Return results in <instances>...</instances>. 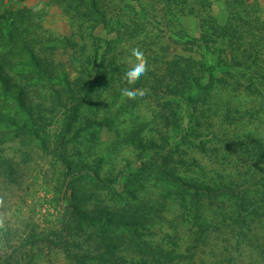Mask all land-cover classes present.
Returning a JSON list of instances; mask_svg holds the SVG:
<instances>
[{
    "label": "trees",
    "instance_id": "16d2710c",
    "mask_svg": "<svg viewBox=\"0 0 264 264\" xmlns=\"http://www.w3.org/2000/svg\"><path fill=\"white\" fill-rule=\"evenodd\" d=\"M222 1L226 18L220 23L207 12L211 7L208 0H169L181 8L179 14L194 16L198 21L195 37L183 28L178 31V38L195 47V58L182 57L173 63L156 55L147 56L159 70L164 64L161 77L150 69L135 85H123L146 89L153 97L163 90L164 95L181 99L186 106L195 102V115L189 118L192 126L184 127L178 111L169 105L162 109V104L149 111V118L133 120V127L128 129L112 121L91 120L114 133V150L125 144L134 159L140 160V166L126 176L139 182V188L144 184L149 192L137 201L132 195L136 202L129 207L102 204L91 213L72 204L76 225L65 224L64 235L48 242L56 249L63 248L73 264H94L91 260L104 257L121 243L138 264H264V20L253 15L249 5L241 4L244 0ZM65 3L74 30L68 37H52L47 58L27 52L26 47L32 46L20 36L18 42L8 45V51L19 54L24 49L31 60L0 61V107L14 108L20 115H0L8 127L19 128L20 123L23 128H41L64 109V127L69 131L77 111L91 100L79 101L78 96L90 93L97 83V76H91L94 61L80 52V43L90 38L91 45L97 47L99 38L93 34L99 25L108 26L106 11L100 0ZM171 10L176 20L178 14ZM132 27L137 35L146 31L140 21ZM35 41L44 50L45 39L38 37ZM58 44L71 49L72 61L68 64L56 55ZM17 65L26 71L22 78L10 74ZM66 65L77 72L76 80L62 74ZM31 84L39 106L36 113L28 104ZM45 90H51V95ZM60 150L61 167L69 179L66 189L73 177L83 173L90 174L100 189H111L123 175H104L97 161L92 166L86 161L70 165L65 157L67 145L62 144ZM84 154L86 151L73 152L77 158ZM71 185L76 191L74 180ZM79 197L75 192L73 201ZM83 225L93 230L84 232L88 240L94 241L92 232L102 238L95 255L71 254L69 250V244H73L69 234H81ZM73 247L79 250L81 246ZM207 250L215 254L214 259L203 257Z\"/></svg>",
    "mask_w": 264,
    "mask_h": 264
},
{
    "label": "rangeland",
    "instance_id": "374dc122",
    "mask_svg": "<svg viewBox=\"0 0 264 264\" xmlns=\"http://www.w3.org/2000/svg\"><path fill=\"white\" fill-rule=\"evenodd\" d=\"M208 1L211 7L207 12L220 23L224 22L226 13L223 1ZM65 2L66 0H0V61L27 62L31 60L27 53L30 51L35 56L40 55L42 59L47 58L51 51L48 47L52 37H68L74 30L75 24L69 18L71 11L67 14ZM100 3L104 5L108 26L104 28L99 25L95 30L93 36L99 38L97 47L91 45L90 38L80 43V52L89 55V59L91 57L94 61L91 76H97V83L90 93L86 91L78 95L79 101L86 98L91 100L77 111L78 116L76 115L74 123L72 121L69 131L64 127V109H60L55 118L51 122H45L47 125L41 128L34 126L28 129L27 125L23 128L20 123L19 128L8 127L0 119V200L3 201L0 218L4 219V226L0 228V264H73L63 248L56 249L48 242H56L64 235L65 224L68 227L76 225V218L72 216V204L83 212L91 213L97 205L102 204L110 208L129 207L149 192L144 184L139 188V182L126 176L140 166V160L134 159L130 148L125 144L114 150V133L99 123L92 124L91 120L112 121L120 128L128 129L133 127V120L149 118V111L157 110L162 104V109L163 105H169L178 111L184 127L193 125L189 118L190 115H195V102H190V108L183 104V100L164 95L163 90L155 97L149 92L142 98L138 97L139 100H130L121 96V89L126 84V60L133 47L141 48L146 57L156 55L161 60L173 63L182 57L195 58V47L178 38V31L183 28L191 37H195L197 19L179 14L181 8H176L169 0H100ZM241 4L249 5L253 15L264 20V0H244ZM170 8L172 13L178 14L176 20L172 17ZM192 13L195 14V2ZM139 21L145 23L146 31L137 35V32L133 33L132 26ZM20 36L26 37L32 47L27 46V52L22 49L19 54L9 52L8 45L18 42ZM38 37L45 39V51L35 41ZM58 45L56 55L65 59L68 64V61H72L71 49ZM68 68L66 65L62 74L76 80L77 72ZM163 68L164 64L159 70L158 64L148 61V71L153 69L160 77L164 73ZM11 71L10 74L14 77L21 75L22 78L26 74L19 65ZM30 87L32 91H29L31 96L28 104L30 110L36 113L39 106L33 93L34 85L31 84ZM46 93L51 95V90H45ZM208 103L206 100L205 104ZM0 115L20 117L14 108L0 107ZM86 124H89L87 129L83 128ZM26 130L30 132L26 133ZM73 137H76L75 141ZM62 144H66L69 149L64 154L69 160L68 164L86 161L92 166L97 161L100 162V172L104 175L114 177L120 172L123 175L117 178L114 188L111 186V189H100L90 174L83 173L73 177L66 189L65 183L69 179L65 176L58 156V152H63L60 150ZM55 148L58 149L57 152ZM75 150L86 151V154L77 158L73 155ZM144 157L145 160L148 158L146 154ZM98 158L102 160L99 161ZM73 180L76 191H73L71 185ZM139 181L141 183V178ZM75 192L80 197L73 201ZM134 194L136 201L131 198ZM82 231L81 234L77 232L78 235L73 231L69 234V239L73 241V244H69L71 254L95 255L102 238L92 232L94 241L88 240L86 233L93 231L89 226ZM37 239L42 242L37 243ZM74 244L81 246L78 247L80 251L74 249ZM100 250L104 248L100 247ZM214 255L207 250L203 257L208 261L210 257L214 259ZM133 256L127 246L121 243L106 252L104 257L98 256L97 259H90L91 262L86 261L94 264H138L137 261H132ZM102 258L107 261L101 260ZM18 259L22 261L19 262ZM193 259L195 261V256Z\"/></svg>",
    "mask_w": 264,
    "mask_h": 264
},
{
    "label": "clouds",
    "instance_id": "9594fccd",
    "mask_svg": "<svg viewBox=\"0 0 264 264\" xmlns=\"http://www.w3.org/2000/svg\"><path fill=\"white\" fill-rule=\"evenodd\" d=\"M148 71V60L143 50L139 47H133L130 51V55L126 60V68L124 71V80L131 86L146 74ZM147 94V90L143 88L124 87L121 89V96L127 99H136L138 97H144ZM3 205V201L0 200V206ZM4 226V219L0 218V228Z\"/></svg>",
    "mask_w": 264,
    "mask_h": 264
}]
</instances>
